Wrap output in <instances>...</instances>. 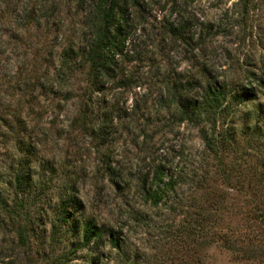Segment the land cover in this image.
<instances>
[{"label": "rangeland", "instance_id": "374dc122", "mask_svg": "<svg viewBox=\"0 0 264 264\" xmlns=\"http://www.w3.org/2000/svg\"><path fill=\"white\" fill-rule=\"evenodd\" d=\"M191 1L194 2L193 4L197 3V0ZM226 2L229 0H199L200 4L207 5V8L200 9L201 14L211 17V19L204 20H201L200 17L196 18L198 24L205 25L208 29L204 41L206 37L220 39L222 42L219 47L223 50L227 61L234 59L233 50H235L244 59L247 58L248 62L255 60L257 63L261 58H264V24L261 23L264 20V12L261 11V3H264V0H258L257 5L247 15L248 18L239 21L244 24L245 31L243 32L253 36L250 44L248 43L246 47L238 44L242 33L235 39H230L232 32L229 27H226V24L231 21L225 19L224 13L227 9L221 11ZM236 2L238 0H233L231 8ZM14 3L15 6L9 9L7 17L0 16V23H14L18 29L25 33V35H20L14 32L9 39L17 41L26 51L13 53L9 56L8 65H5L3 59H0V78L7 79L11 76L13 68L19 75L26 77L41 69H53L57 66L67 75H72L73 66L79 70L84 67V64L89 63L87 53L99 24L96 9L97 0H60L63 8L53 5L46 11L40 7V4L47 3V0H14ZM140 4L143 7L139 11H134L136 12L135 17L144 23L147 20L159 19L161 32L168 35L165 33L167 30L165 26L174 24L175 20H170L168 17H156L144 0H140ZM20 7L23 9L22 12L17 11V8ZM35 8L38 10L37 16H41V18L38 17L39 21L36 19L38 24L34 20H27V22L24 18L27 11L30 12ZM175 9L176 5L173 6L174 12ZM163 10L161 9V11ZM85 11L88 12V15L81 19L80 16ZM149 27L153 26L149 25ZM253 28L254 31L249 30ZM133 29L134 23L132 22L131 35ZM153 30H155L154 27ZM8 31L10 29L0 32V40L8 36ZM141 31L147 32L148 28H143ZM77 32L81 40L79 44H77ZM159 35L160 33H157V36ZM161 43L164 41L162 40ZM192 46L189 45L188 48ZM128 49L129 45L127 44L123 53L127 54L124 59L120 56L124 64L121 63V60L116 59L110 67V70H113H111V75H104L109 80L115 81L112 88L109 89L100 82L102 77L99 78V73V82L92 77L93 87L97 91L123 95L132 93L133 85H136V94L144 91V88L138 84V79H143L140 73L146 65L155 67L157 60L154 56L146 55L148 49L145 46L134 45L131 50ZM159 51L163 53L164 49L160 48ZM29 53L31 54L30 60H21V57H27ZM2 56L3 53L0 52V57ZM81 57L84 58V63L76 64L75 62ZM6 67H9L8 71H4ZM222 67L225 71L228 70L227 63ZM201 70H206L207 76L212 71L207 66ZM159 75L160 73L156 72L153 78L155 79ZM117 77L121 78L117 79ZM121 79H124L123 83L120 82ZM176 80L180 79H173L169 74L167 78L169 93H171ZM155 82L162 83L159 79H156ZM183 82L185 83V81ZM144 83L147 84L148 81L145 80ZM57 86L63 88L65 80L57 78L56 83L52 85V96L65 102L73 99L72 92L57 91ZM17 88L23 91L19 85ZM136 94L130 95L129 101L135 112L139 114L144 127H140L137 123L139 134L127 126H125V131L132 138L131 143L138 152L149 154L141 160V163L144 160H149L150 164H145L144 171L137 177L138 190L136 192V196L148 211L137 210L131 216L132 224L137 229L135 235L141 238L144 250L131 247L127 234L124 233L121 246L115 248L121 254V264H264V155L245 157V160L255 167L253 172L249 171L248 173L247 170L243 171L236 165L241 161L239 159L242 156L241 152H233L223 158L222 171L226 172L219 171L212 160L207 159L208 162L202 164L200 156L204 146L198 129L192 124H180L177 117L171 112L168 116L161 114L155 117H145L142 109L146 106L147 100L142 105L136 100ZM34 100L35 97H31L24 101L25 115L30 114L42 120L46 113L36 111L33 107ZM157 102L161 105L162 112L168 110L169 105L165 96L160 95ZM89 103H94L95 106L83 105L72 116L70 127L74 131L79 130L81 133H87L92 138H95V133H88L84 127V124L91 123L92 119L102 120L105 124L110 125L114 116L119 119H130L132 116V113L120 106L119 101L116 104H110L107 99L93 102L90 98ZM56 111L62 113L64 104H57ZM52 115L53 119L49 122L50 125L58 119L55 113ZM14 119L15 124L7 119L0 120V125H2L0 127V138H2L0 144L11 139L9 133H15L17 137H20L21 134L27 135V141L22 138L16 139L15 147L21 154L19 167L32 173L30 165L33 162H38L41 173L47 177L52 169V162L41 156L39 149L35 147L39 138L28 134L26 121L23 118L14 117ZM262 125L264 126V123ZM140 136H143L142 144L138 142ZM0 155L6 154L0 153ZM159 166L166 167L167 176L170 174L179 176V184L175 191L167 192L165 197L167 204L155 209L146 200V190ZM9 170H13L11 165ZM51 174L55 176V171L52 170ZM2 178L3 174H0V179ZM8 186L12 188L13 182L8 181ZM114 187L116 186L114 185ZM116 190L119 192V188ZM15 192L17 193L18 206L23 207L25 200L31 195L27 191V185L19 191L15 179ZM62 205L63 207L58 209L55 215L56 224H50L48 229H45L53 234L52 237H49L48 244L55 245V247L50 249H46L40 233L33 226L31 220L18 230L3 231V229H8L9 220L12 217L9 215L5 219L0 216V264H73V261L75 264H97L98 260L99 264H106L109 254L100 252V248L103 246L101 242L108 241L111 247V235L103 230H100L102 238L98 239L95 244L88 247H84L82 244L69 245L66 249L59 251L58 256L55 255L60 248V240L71 236L74 229L79 228L80 237L84 241L80 226H84L86 222L92 224L85 221L77 225L73 221L70 209H74L76 206H72L71 200L62 201ZM9 208L11 205L7 204L6 197L0 194V209ZM65 210L70 216L69 223L64 218ZM195 221L204 224L206 230L201 234L196 232L195 236H191L187 225L190 223L191 226H194ZM57 225H59V230ZM118 231L123 232V230ZM85 248H87V253L83 252Z\"/></svg>", "mask_w": 264, "mask_h": 264}, {"label": "clouds", "instance_id": "9594fccd", "mask_svg": "<svg viewBox=\"0 0 264 264\" xmlns=\"http://www.w3.org/2000/svg\"><path fill=\"white\" fill-rule=\"evenodd\" d=\"M232 2L233 0L226 2L221 11L231 8ZM144 3L158 18L168 17L170 20H177L178 17H183L192 20L195 28L189 30L187 35L193 36L195 43L191 48H188L187 45H183L161 32L159 19L147 20L144 23L134 16V29L127 41L128 50H131L134 45L145 46L148 49L146 55L154 56L157 60L155 67L146 65L142 69L140 76L143 79H138V84L144 88V91L139 94H136V85H133L132 93L123 95L97 91L92 84L91 62L84 64V67L79 70L73 66L72 75H67L57 66L53 69H41L26 77L19 75L13 68L11 76L7 79L0 78V120L7 119L15 124L14 117L23 118L26 121L28 134L39 138L35 147L39 149L40 155L52 162V169L47 177L41 173L38 162H33L30 165L33 171L30 174L31 179L26 183L27 191L31 195L25 200L23 207H19L15 192V179L20 174L21 154L16 149L15 143L17 138L27 141L28 136L21 134L20 137H17L15 133H9L11 139L0 144V153L6 154L0 155V174H3V178L0 179V194H3L7 204L11 205L9 209H0V216L5 219L9 215L12 217L9 220L8 229H3V231L18 230L31 220L33 226L40 233L46 249L54 248L55 245L48 244L49 237H52L53 234L45 229H48L50 224H56L55 215L57 210L63 207L62 201L71 200L76 207L70 209V213L77 225L85 221L91 222L95 230L109 232L113 238L120 237L121 240L126 233L131 247L144 250L141 238L135 235L137 229L132 224L131 216L137 210L148 211L136 196V192L138 190L137 177L144 171V165L150 164V161L144 160L141 163L143 157L149 154L138 152L131 143L132 138L125 131V126H127L139 134L137 123L140 127H144L139 114L135 112L129 101V96L136 94V100L142 105L147 100L146 106L142 109L145 117H155L161 114L168 116L170 112L179 116L178 101L167 90L169 74L173 79L178 78L181 81L199 79L201 87L205 90L209 86L215 88L217 81L222 84L228 82L229 87L234 79L244 83L251 81L250 77L245 79L248 70L243 67L244 57L240 56L238 52L233 50L234 59L227 61L223 50L219 47L222 42L220 39L206 37L205 41L201 42L202 29L196 22V18L211 19V17L201 14L200 9L207 8L206 4H200L199 0L196 4L191 3V0H144ZM174 4L176 5L175 12L173 11ZM53 5L63 8L60 0H47V3H41L40 7L46 11ZM14 6V0H0V16L7 17L9 9ZM161 9L164 10L161 11ZM22 10V7L17 8V11L22 12ZM261 11L264 12V3H261ZM87 15L88 12L85 11L80 18ZM229 18L231 23H227L226 27H229L232 32L230 39H235L244 28V24L239 22L243 19V6L237 3V7L229 12ZM261 23L264 24V20ZM149 25H152L155 30ZM143 28H148V31H141ZM9 29L8 36L0 40V52L3 53L0 59H3L5 65L9 64L8 58L13 53L26 51L17 41L9 39L14 32L20 35H25V33L18 29L14 23H0V32ZM249 30L254 31V28ZM157 33L160 35L157 36ZM162 40L164 43H161ZM79 43L81 40L77 32V44ZM160 48L164 49L163 53L159 51ZM25 59L30 60L31 54L21 57V60ZM117 59L121 60L120 57ZM75 63L83 64L84 58L81 57ZM121 63L124 64V61L121 60ZM225 63L228 64V71L222 67ZM257 63H259V67L252 68L251 71L264 77V62L257 61ZM205 66L212 70L209 72L210 78L200 75L201 69ZM9 67H6L4 71H8ZM156 72H159L160 75L154 79ZM57 78L65 80V86L63 88L57 86L56 90L64 93L72 92L73 99L71 101L65 102L51 95L52 85L56 83ZM120 78L117 77V79ZM156 79L161 80L162 83L157 84ZM145 80L148 81L147 84L144 83ZM100 82L109 89L115 84V81L109 80L106 76H102ZM18 85L23 88V91L17 88ZM160 95L167 98L169 105L167 111L162 112V107L157 102ZM31 97H35L33 107L36 111L46 113L42 120L30 114L25 115L24 101ZM90 98L93 102L107 99L110 104H116L119 101L120 106L132 113V116L130 119H119L114 116L110 125L105 124L102 120L90 118L92 122L85 123L84 127L88 133H95V138L87 133H81L79 130L74 131L70 127L72 116L83 105L94 107V103H89ZM198 99L200 98L193 96L191 102L195 103ZM61 103L64 104L62 113L56 111V105ZM53 113L58 119L50 125ZM190 115L195 118L199 116V112L193 108ZM206 126V123L201 124V127ZM138 142L143 143V136H140ZM157 155L159 154L157 153ZM10 165L13 168L12 171L9 170ZM52 170L55 171V176H52ZM8 181L13 182L12 188H9ZM116 188H119V192ZM57 229L59 230V225H57ZM118 230H123V232ZM59 243L60 248L57 250L56 256L59 255V251L66 249L69 245L78 246L84 241L80 237L79 228H76L71 236L65 237ZM101 243L103 246L100 248V252L109 254L106 264H121L120 252L111 248L108 241ZM83 252L87 253V248L83 249ZM73 264H75L74 261ZM97 264H99V260Z\"/></svg>", "mask_w": 264, "mask_h": 264}, {"label": "trees", "instance_id": "16d2710c", "mask_svg": "<svg viewBox=\"0 0 264 264\" xmlns=\"http://www.w3.org/2000/svg\"><path fill=\"white\" fill-rule=\"evenodd\" d=\"M97 1L96 9L99 16V24L87 55L88 62H91L93 68L91 75L99 82V78L105 74L111 75L113 70L111 69V71L110 67L115 63L114 61H116L117 57L121 56L124 59L127 54L123 53L131 35L130 27L136 13L134 11H139L143 6H141L140 0ZM257 2L258 0H238L232 8L225 11V19L230 21L229 12L237 7V3L243 6V19L248 18L247 15L257 5ZM191 3L194 2L191 1ZM37 14L38 10L36 8L31 9L30 12L27 11L25 13L24 18L26 21L34 20L37 22L41 18ZM199 25L202 29L201 42H203L208 29L205 25ZM165 28L167 29L165 33H168V36L172 39H176L188 47L189 45H194V37L187 35L189 30L195 28L192 20L178 17L174 24L165 26ZM243 31H245L244 28L241 29L242 35L238 44L246 47L248 43L250 44L253 36L245 34ZM237 62L239 63V61ZM259 62H264V58H261ZM243 67L248 70L245 79L247 77L251 78L248 83L238 82L234 79L231 82V87H229L228 82L222 84L217 81L215 88L209 86L205 90L201 87L200 81L195 78L185 81V83L181 80H176L170 93L178 101L179 116L174 115L179 123L192 124L199 131L204 146L203 153L200 156V163L208 162L207 159L212 160L219 171L223 170V158L227 154L241 152L242 156L239 158L241 161L236 165L243 171L247 170V173L249 171L253 172L255 167L253 164L248 163L245 157H255L258 154L260 156L264 155V126L262 125L264 123V77H260L257 72L251 71L252 68L259 67V63H256L255 60L248 62L247 58L244 59ZM206 72V70H201L200 75L210 78ZM123 81L124 79L120 80L122 83ZM193 96L200 99L192 103L191 98ZM193 108L198 110V117L194 118L190 115ZM204 123L207 126L201 127V124ZM166 172L165 166H159L146 190V200L155 209L167 204L165 202L167 192L175 191L179 184V176L171 174L167 176ZM30 174L31 171L20 168V174L16 177L19 191L31 179ZM72 206L75 207L73 202ZM64 218L66 222L70 218L67 210H65ZM202 220L206 221L204 218ZM80 227L84 237V243L82 244L84 247L95 244L98 239L102 238V232L95 230L92 224L86 222L84 226ZM187 229L191 236H195L196 232L201 234L206 230L205 225L198 222L194 223V226L189 223ZM121 242L120 237L113 238L111 236L110 245L113 249L119 248Z\"/></svg>", "mask_w": 264, "mask_h": 264}]
</instances>
